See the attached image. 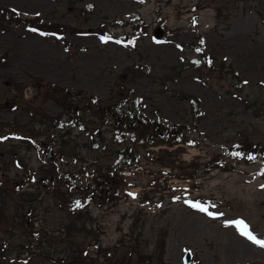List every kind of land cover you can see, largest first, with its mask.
Listing matches in <instances>:
<instances>
[{"label":"rangeland","instance_id":"rangeland-1","mask_svg":"<svg viewBox=\"0 0 264 264\" xmlns=\"http://www.w3.org/2000/svg\"><path fill=\"white\" fill-rule=\"evenodd\" d=\"M5 7L26 18L41 17L46 23L77 29L67 35V49L53 35L0 27V58L8 56L0 68V246L8 245L6 262L59 264L56 259H69L68 250L80 247L95 260L92 264H107L90 246L93 238L86 233L52 242L36 234L28 236L29 231L45 230L58 237L69 221L66 211L38 183H27L30 178L25 168L38 172L44 155L13 133L26 136L34 126L41 132L36 141L45 144L47 135H53L61 172L78 171L98 160L111 162L117 148L109 125L102 128L104 144L78 127L68 133V126L56 129L41 123L42 112L56 117L62 109L54 102L35 100V77L91 92L104 99L105 105L122 80L142 99V110L135 109L138 114L184 126L183 133L200 143V147L186 145L181 155L172 152L179 161L190 163L201 156L204 163L243 135L264 144V0H0V8ZM138 12L149 25L148 32L135 35L128 43L114 37L132 32L130 26L122 29L118 25ZM103 24L110 26L113 35L107 42L97 32ZM158 28L160 38L155 36ZM199 41L217 65L223 64L222 73L198 71L195 63L202 60L189 46ZM131 66L135 74L129 70ZM20 85H25L24 101ZM178 93L201 101V120L192 116L189 102L182 101ZM27 105L39 110L36 121ZM140 156L145 159L146 152ZM221 159L232 170L217 164L210 166L208 174L201 170L195 182L198 190L180 180L171 181L169 190H155L150 180L160 166L145 163L143 173H134L130 180L127 199L114 206L100 207L93 202L87 206L92 216L89 227L98 232L103 248L118 247L117 259L126 256L132 264H141L140 254L161 264L162 252L165 264H183L188 251L193 253L192 264H264V248L242 236L231 223L243 220L253 235L264 239L263 165L237 164L226 155ZM76 183L84 185L86 179ZM14 185L18 192L7 195L5 191L13 190ZM33 192L31 199L22 195ZM19 201L24 206L18 211ZM192 203L208 211L190 206ZM15 213L20 218L15 219ZM162 238L165 248L158 250ZM48 255L54 259L46 258Z\"/></svg>","mask_w":264,"mask_h":264},{"label":"trees","instance_id":"trees-1","mask_svg":"<svg viewBox=\"0 0 264 264\" xmlns=\"http://www.w3.org/2000/svg\"><path fill=\"white\" fill-rule=\"evenodd\" d=\"M11 26L56 36L62 40L67 49L70 46V42L66 38L67 35L77 32V29L68 25L46 23L41 17L26 18L11 8H0V27L7 29ZM118 26L122 29H126L128 26L131 27V33L114 36L125 43L130 42L135 35L146 34L149 30V25L142 19L139 12L135 13L129 22H120ZM162 26L166 28L164 25ZM97 32L101 37L113 38L108 24H103ZM202 46V41L189 46L202 60L199 65L195 63L198 71L203 72V70H206L210 73H222V69H224L223 64L219 63L217 65L213 55ZM7 59L8 56L0 58V68L6 64ZM129 70L135 74L134 66L129 67ZM116 84L118 90L114 92V96L105 105L104 99L91 92L74 91L51 82H46L38 77H35L34 83L37 89L35 100L39 99L43 103L54 102L62 109V113L56 117L42 112L41 123H45L46 126H52L56 129H63L68 126L70 127L66 131L68 133H70L69 130L73 127H78L84 130L93 141L96 142L97 136L99 141L104 144L106 143V139L102 133V128L107 125L113 128L112 143L117 148L114 159L111 162L104 163L98 160V162L96 161L87 167H82L78 171L69 170L61 172L60 165L58 164L59 159L56 157V151H54L55 141L53 135H47L46 142L48 144H45L36 141L41 132L36 130L34 126H32L33 129L28 131L29 135L13 134H15V138L24 141L29 148L33 146L40 152V155H44L42 159L43 164L38 172L25 168L26 177L30 178L27 183H38L41 189H44L48 195H51L54 203L66 211L69 221L63 230L59 231L58 237L45 230L38 233L29 231L28 236H35L36 234L40 239L52 242V240L55 241L57 238L72 237L75 234L86 233L93 238L90 246L96 248L107 264H132V260L129 257L124 256L121 259H117L118 247L111 249L101 246L100 235L92 227H89L88 224L92 220V216L87 209V206L91 202L100 207H106L114 206L120 200L127 199L128 194L125 191L131 188L130 180L133 178L134 173H143L147 163L160 166L156 173L157 176L150 180V186L157 191L159 189L169 190L172 186L171 181L173 180L189 181L187 182L188 186L193 190H198V183L195 182L201 177L199 175L201 170L203 173L208 174L211 172L210 166L215 164L221 167L225 166V170H232L231 164L221 159L224 155L229 156L237 164L260 162L263 165L262 171L264 172V144L254 142L247 135H243L238 142L234 143L230 148L225 149L224 153H214L204 163L200 162L202 160L201 156H197L190 163L179 161L172 152L181 155L186 152V145L188 147H200V143L190 140L183 133L186 130L184 126L169 125L161 119H153L138 114L135 109L142 110L144 107L142 99L135 96L134 92L129 90L122 80H119ZM18 87L20 88L19 93L22 101H24L23 92L25 85ZM178 96L182 101L189 102L192 116L201 120L203 117L201 101L189 94L178 93ZM26 109L33 114V120L36 121L39 110L33 109L30 105H27ZM62 142L68 144L65 140ZM141 152H146V157L143 160L140 156ZM61 154L65 155V152L61 151ZM72 155L77 157L76 153H72ZM249 157H252V159H249ZM166 169H169V171ZM84 179H86V184L80 185L76 183ZM5 192L7 195L16 194L18 189L14 185L13 190H6ZM34 194L33 192L23 193L22 195L31 199ZM79 195H81L80 199H78ZM82 201H85L84 207ZM78 203L79 206H77ZM23 206L22 201H19L17 210L19 211V208ZM23 213L26 214L25 211ZM14 217L15 219L20 218L17 213H15ZM26 217L28 219L27 214ZM135 248L133 247L134 250ZM164 248L165 240L162 238L158 242V250H163ZM7 250L8 245L0 246V264H20L19 260L6 262L4 253ZM68 253L69 259L68 257L56 259L57 262L59 264H92L95 262L89 256V253L86 250L82 251L80 247L68 250ZM19 254L22 255L24 253L20 252ZM163 257L164 252L159 253L161 264H165ZM46 258L54 259L49 255ZM139 258L141 264H155L153 262L154 258L150 255L140 254Z\"/></svg>","mask_w":264,"mask_h":264},{"label":"snow or ice","instance_id":"snow-or-ice-1","mask_svg":"<svg viewBox=\"0 0 264 264\" xmlns=\"http://www.w3.org/2000/svg\"><path fill=\"white\" fill-rule=\"evenodd\" d=\"M104 42H107L108 39L110 38H101ZM249 159H252V157H249ZM131 195V194H130ZM79 206V203L77 204ZM190 206L198 208L202 212H207V208L203 207L200 204L197 203H192ZM209 215H212V213H208ZM234 224V226L239 230L240 234L244 237H246L249 241L252 243L258 245L261 248H264V239H259L253 233L249 230V226L243 221V220H238V221H233L231 222Z\"/></svg>","mask_w":264,"mask_h":264},{"label":"water","instance_id":"water-1","mask_svg":"<svg viewBox=\"0 0 264 264\" xmlns=\"http://www.w3.org/2000/svg\"><path fill=\"white\" fill-rule=\"evenodd\" d=\"M155 36L160 38L162 36V32L160 31V28H158L155 31ZM184 264H192L193 262V254L192 252H187L186 255L184 256Z\"/></svg>","mask_w":264,"mask_h":264}]
</instances>
